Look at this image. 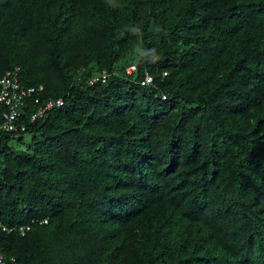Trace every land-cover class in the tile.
<instances>
[{"label": "trees", "instance_id": "16d2710c", "mask_svg": "<svg viewBox=\"0 0 264 264\" xmlns=\"http://www.w3.org/2000/svg\"><path fill=\"white\" fill-rule=\"evenodd\" d=\"M16 68L35 92L0 127V253L264 264V0H0Z\"/></svg>", "mask_w": 264, "mask_h": 264}, {"label": "built area", "instance_id": "2783aa9c", "mask_svg": "<svg viewBox=\"0 0 264 264\" xmlns=\"http://www.w3.org/2000/svg\"><path fill=\"white\" fill-rule=\"evenodd\" d=\"M134 68H130L129 71H132ZM19 69L16 68L13 72H8L5 76L0 78V110L3 108V123L0 125L1 130L10 132L17 131L19 127L16 126L17 118L21 116V110L23 107V100L26 97L33 95L35 92L34 88L26 87L19 82L18 78ZM107 75L103 74L100 77L93 78L89 84L95 85L97 82H105ZM42 89V88H41ZM64 105L63 99H57L49 101L48 104L43 108L37 111L33 115L32 121L42 117L45 112H49L54 108H59ZM22 130H25L24 125H20ZM3 231H8L6 227H2ZM25 227L20 228V232L23 234L25 232ZM0 264H22L14 256L6 257L0 253Z\"/></svg>", "mask_w": 264, "mask_h": 264}, {"label": "rangeland", "instance_id": "374dc122", "mask_svg": "<svg viewBox=\"0 0 264 264\" xmlns=\"http://www.w3.org/2000/svg\"><path fill=\"white\" fill-rule=\"evenodd\" d=\"M26 138H29V136H26Z\"/></svg>", "mask_w": 264, "mask_h": 264}]
</instances>
